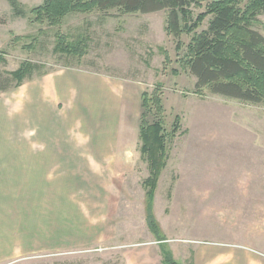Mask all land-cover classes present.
Returning <instances> with one entry per match:
<instances>
[{"label": "rangeland", "instance_id": "1", "mask_svg": "<svg viewBox=\"0 0 264 264\" xmlns=\"http://www.w3.org/2000/svg\"><path fill=\"white\" fill-rule=\"evenodd\" d=\"M19 1L26 9L43 2ZM212 1L193 6L194 17ZM167 16V10H94L71 13L53 27L15 16L9 2L0 0V87L12 83L10 72L24 61L42 65L41 72L72 69L108 76L110 82L82 78L79 88L90 85L96 92L87 98L86 89H78L74 125L85 137L82 141L91 136L94 142L119 144L118 171L110 183L114 195L95 206L91 202L83 212L70 207L66 215L53 214L54 219L68 217L69 231L82 233L84 242L60 235L56 225L53 245L37 251L29 242L12 246L23 254L0 264H164L165 250L177 261L193 264V250L202 242L242 243L264 252V104L208 88L197 92V79L180 62L192 35L168 34ZM260 19L256 28L264 34V15ZM57 33L84 39L87 53H56ZM155 87L162 91L167 134V163L151 208L159 234L150 225V186L144 184L150 168L141 151L136 100ZM88 200L82 199L89 205Z\"/></svg>", "mask_w": 264, "mask_h": 264}, {"label": "crops", "instance_id": "2", "mask_svg": "<svg viewBox=\"0 0 264 264\" xmlns=\"http://www.w3.org/2000/svg\"><path fill=\"white\" fill-rule=\"evenodd\" d=\"M84 77L89 83L110 82L102 74L65 69L0 93V263L23 254L12 246L29 242L37 251L53 245V233L84 242L82 233L69 231L68 217L54 219V212L66 215L70 207L83 212L91 202L95 206L114 195L110 183L118 171L119 144L94 142L91 136L82 141L74 125L78 89H86L87 98L96 92L90 85L79 88ZM143 92L136 99L140 107ZM140 121L141 115L139 136ZM56 225L60 232H54ZM197 244L193 264H264V252L246 244Z\"/></svg>", "mask_w": 264, "mask_h": 264}, {"label": "trees", "instance_id": "3", "mask_svg": "<svg viewBox=\"0 0 264 264\" xmlns=\"http://www.w3.org/2000/svg\"><path fill=\"white\" fill-rule=\"evenodd\" d=\"M15 16H29L33 23L59 26L71 13H90L94 10L120 13H152L167 10L166 31L179 38L192 35L180 62L195 78L196 91L208 88L214 94L235 98L242 102L264 104V34L256 28L262 24L264 0H214L196 17L193 6H202L204 0H43L26 9L19 0H7ZM211 16L207 28L198 31ZM4 20L0 19V23ZM56 53L82 57L87 53L84 39L69 40L57 33ZM20 38V37H16ZM183 44L179 41L177 50ZM42 65L24 61L11 71V84L0 87V93L18 88L24 82L50 72H41ZM177 74V70H174ZM140 140L150 174L144 184L148 191L150 225L159 234V226L151 212L154 190L167 163V134L163 123L165 112L160 88L144 91L141 96ZM154 121L149 122L148 117ZM164 264H183L164 251Z\"/></svg>", "mask_w": 264, "mask_h": 264}]
</instances>
